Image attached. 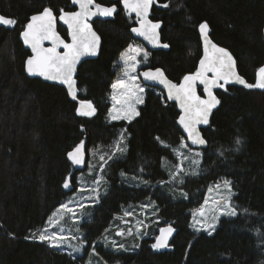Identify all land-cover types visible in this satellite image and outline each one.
Masks as SVG:
<instances>
[{
    "label": "trees",
    "instance_id": "16d2710c",
    "mask_svg": "<svg viewBox=\"0 0 264 264\" xmlns=\"http://www.w3.org/2000/svg\"><path fill=\"white\" fill-rule=\"evenodd\" d=\"M157 1L167 7L154 6L150 17L162 22L161 40L169 47L146 48L144 67H161L176 83L195 72L202 54L198 26L206 22L210 38L235 57L239 74L249 84L256 82L264 64V0H183L180 8L170 6L176 0ZM96 2L116 5L118 11L112 19L93 22L101 49L77 70L78 99L95 108L86 116L63 87L26 75L29 51L19 39L32 14L45 7L56 14L71 11V2L0 0V13L16 20L13 28L0 26V264H88L91 254L101 264H264V90L220 88L219 107L202 129L207 147L200 150V170L173 179L176 148L186 141L175 104L146 86L138 115L130 121L108 118L118 59L138 42L131 33L136 20L120 0ZM58 30L67 38L65 28ZM121 134L125 151L117 154ZM81 140L105 161L99 169L100 199L80 224L85 246L76 254L31 233L69 196L65 180L76 184L81 168L67 154ZM224 180L231 183L230 205L237 214L222 216L211 232H194L192 212L211 185ZM146 201L176 229L166 250L153 248L151 237L126 250L98 242L123 206Z\"/></svg>",
    "mask_w": 264,
    "mask_h": 264
},
{
    "label": "snow or ice",
    "instance_id": "6c2138e0",
    "mask_svg": "<svg viewBox=\"0 0 264 264\" xmlns=\"http://www.w3.org/2000/svg\"><path fill=\"white\" fill-rule=\"evenodd\" d=\"M121 2L128 13H135L139 20L140 26L133 27L131 31L143 36L151 43H159V36L156 30L160 25L159 23H153L148 19V12L153 0H121ZM73 4L79 5V11L65 12L63 9L59 10V19L68 25L71 43H66L56 31L57 17L53 9L50 7H45L42 12L33 15L21 35L24 43L31 47L33 53V55L29 56L26 61L27 72L29 74H39L46 79L62 81L68 85L69 94L75 98V81L73 79V74L76 69L77 61L83 55H95L99 42V37L94 31H92L91 25L87 21L90 17L97 14L102 16H112L116 12V6L105 7L100 4H94V0H73ZM164 6L167 7V5ZM93 7L95 8V11H93ZM0 24L11 26L15 25L16 21L14 19L0 16ZM199 29L204 40L205 54L200 60V66L195 73L185 75L180 84H174L168 80L164 76L163 71L159 68L154 72L146 71L143 73V76L147 80L158 81L166 86L168 89V98L178 101L179 106L183 110L179 117V123L188 133V139H190L193 144L204 145L206 144V141L200 136L197 125L208 124V118L212 109L220 103L213 94V88H224L225 84L235 81L247 88L264 89V66H261L258 69L256 82L254 84L247 83L237 74L235 70V60L231 53L224 48L218 47L209 39L208 24L206 22L201 23ZM44 41H51L52 46L47 48L44 47ZM61 46L64 49L63 52L58 51ZM163 46L167 47V45ZM130 53L134 54L130 55ZM141 53L146 60L148 53L138 47H133L132 45H129V48L124 53H121V60L125 65L123 72L129 82H134L136 80V77L131 75V73L135 72L138 63L136 56ZM209 73L212 75L209 76ZM221 81H223V83H221ZM197 82L203 85V90L207 94L206 99H202L201 96L197 95ZM118 86L128 90L130 93L129 99H131L132 96H135L136 103H143L142 97L135 95V93H132L131 91L132 88H136L137 91L142 92L143 89H140L138 85H135L134 83L126 84L125 81L118 80L112 85V88L116 89ZM112 99L114 101L117 99L115 94ZM127 102V100L124 101V103ZM77 111L81 115L91 116L95 113V108L92 106L91 102L81 101V108L77 109ZM112 111L116 113L115 115H112L113 120L122 118L131 120L134 115H138L132 104H129V111L125 115L120 114V110L116 108L115 104ZM122 139L123 136L121 137V140ZM161 143H163V141H161ZM236 143L239 144L240 140L237 139ZM181 146L187 147V145L183 143ZM82 147L83 141H81V144L72 152L68 153L69 158L74 164L83 163L81 153ZM116 151H125V149L119 146V142L116 145ZM195 155L199 156L200 153L197 152ZM103 159L104 157L101 156V160ZM185 159H187V157H185ZM193 163H198V161H193ZM64 187H69L68 180H65ZM217 187H219V185H217ZM224 187H230V182L225 181ZM69 203H71V201H69ZM213 203L219 205V201H213ZM224 207L228 209L224 214L229 216H235L237 214L230 206V196L225 199ZM61 210L69 213L73 212V209L70 208L68 204H62L57 212L61 213ZM125 215H131V213L126 212ZM200 215H205L204 209L200 210ZM53 216L55 217L56 213H54ZM62 218L63 215L61 213L60 219ZM213 219L217 220L218 216H214ZM53 223H59V220L50 217L49 224ZM208 227L214 228V225H209ZM173 231L174 229L171 227L161 229V235L156 238V243L153 244L152 247H166L168 245V237ZM62 232L63 229H61L60 233L51 232L50 234H46L47 229H44L36 238L41 241H48L52 246H60L68 241V238L62 235ZM123 234V231L117 233V235ZM112 244L114 247L116 246L115 241H113ZM119 247L123 248V245L121 244Z\"/></svg>",
    "mask_w": 264,
    "mask_h": 264
},
{
    "label": "rangeland",
    "instance_id": "374dc122",
    "mask_svg": "<svg viewBox=\"0 0 264 264\" xmlns=\"http://www.w3.org/2000/svg\"><path fill=\"white\" fill-rule=\"evenodd\" d=\"M182 5L183 0H176L170 3V6L173 8H180L182 7ZM130 45H132L133 47H138L147 52L146 47L141 41L134 42ZM128 48L129 46L123 51V53ZM131 54L134 53H130V55ZM136 60L138 61L136 70L135 72L131 73V75H134L136 77V80L134 82H129L128 78L124 75L123 69L125 65L120 56V58L118 59L119 75L114 83H116L118 80H123L126 84L134 83L135 85H138L140 89H143L142 92L137 91L136 88H132L131 91L132 93H135V95L141 96L143 99L146 91V86L141 82L138 76V72L145 66V64H147V59L145 60L143 54L141 53L140 55L136 56ZM114 94L117 97L115 101L112 99ZM129 95L130 93L128 92V90L123 87L118 86L116 89H111V106L108 114L109 120H113L112 115L116 114L112 111L114 104L116 108L120 110L121 115L127 114V112L129 111V104L134 105L135 112H138V106L141 103H136L135 96H132V98L129 99ZM125 100H127L128 102L124 103ZM135 116L136 115H134L133 118ZM118 120L130 121L123 118ZM122 136L123 139L121 140ZM124 137L125 136L121 134L117 141V143L119 142V146L123 149H125ZM182 143L187 145L186 141ZM182 143L176 148V153L178 156V166L177 171L172 173V178L175 180L181 179L183 173H197L200 170V150L192 149L188 145L187 147H182ZM116 145L114 147V153H122L116 151ZM197 152L200 153L199 156L195 155V153ZM101 156L102 155L100 153L91 152L90 150H88V155L85 162L81 165L78 164V166L81 168V171L77 174L76 184L72 185L69 183V196L66 197L57 208H55V210L51 213L46 222L40 228L31 233V237H38L41 231L44 229H47L46 234H50L51 232L60 233L61 229H63L62 235L68 238L67 243L61 244L60 246H52L48 241L45 242L52 247H66L70 250L71 253L79 254L83 250L85 241L83 239V233L80 231V224L83 220H87L90 217L89 215L92 208L99 202L100 199L99 187L102 186V183L100 182L99 169L100 165L105 161L104 159L101 160ZM185 157H187V159H185ZM193 161H198V163H193ZM225 181L226 180L218 181L212 184L208 190L204 202L199 208L195 209L192 212L191 229L194 230V232H211L222 216H229L227 214H224L228 211V209L224 207V201L229 196L231 198L232 191L230 187H224ZM217 185H219V187H217ZM69 201H71V203H69ZM213 201H219V205L214 204ZM62 204H68V206L73 209V212L69 213L61 210L63 218L60 219L61 213H58L57 210L60 209V206ZM201 209H204V216L200 215ZM126 212L131 213V215H125ZM54 213H56L55 217L53 216ZM214 216H218V219L214 220ZM50 217H53V219H58L59 223L49 224ZM164 225H166V223H164L157 216L156 207L151 201H146L135 205H125L121 209V212L114 216L111 224L102 234L98 242L101 245L108 248L110 247L112 249L126 250L136 248L138 247L140 240L145 237H151L155 239L158 231ZM209 225H214V228L208 227ZM121 231H123L124 234L117 235V233ZM113 241L116 242L115 247L112 244ZM121 244L123 245V248L119 247V245ZM88 264L101 263L98 259H96L95 255L91 254L88 257Z\"/></svg>",
    "mask_w": 264,
    "mask_h": 264
},
{
    "label": "water",
    "instance_id": "95a60500",
    "mask_svg": "<svg viewBox=\"0 0 264 264\" xmlns=\"http://www.w3.org/2000/svg\"><path fill=\"white\" fill-rule=\"evenodd\" d=\"M69 1L71 2V5L74 7V10H71V11H65V12H75V11H79V5H78V4H73V0H69ZM120 2H121V0H120ZM94 4H100V3L96 2V0H94ZM100 5L105 6V7H111V6H113V5H111V6H107V5H103V4H100ZM115 6H116V5H115ZM154 6L160 8V7H162V4H160L157 0H153V3H152V5H151V7H150V9H149V12H148V19H149V20H151L150 15H151V11H152V9H153ZM121 8H122L124 11H126V12L128 13V11L124 8L122 2H121ZM42 11H43V10H42ZM42 11H40V12H42ZM93 11H95V8H94V7H93ZM117 11H118V7L116 6V12H115L112 16H102V15L97 14V15H95V16L90 17V18L88 19V21H87V22L91 25L92 31H94V32L96 33V35L99 37V42H98V45H97V48H96V54H95V55H92V54H86V55L81 56V57L79 58V60L77 61L76 69H75V72H74V74H73V79H74V81H75V84H74L75 98H73V96L69 94V87H68V85L65 84V83H63L62 81H60V80H50V79H46L44 76H41V75H39V74H29V73L27 72V70H26V61H27V59H28L29 56L33 55V53H32L31 47L28 46V45H26V44L24 43L23 37H22V35H21V33H22V32L24 31V29H25V27H24V29L21 30V32H20V34H19V39H20V41L22 42V44H23V46L25 47V49H27V50L29 51V56H28V57L26 58V60H25V73H26V75H27L28 77H31V78H38V79H40V80H42V81H44V82L51 83V84H56V85H58V86L63 87V88L67 91L69 98L77 103V105H78V106H77V109H80V108H81V101L90 102V101H88V100H81V99H78L79 90H78L77 70H78V68H79V66H80V64H81L82 62H84V61H86V60H89V59H94V58H96V57L99 55V52H100V49H101L102 40H101L100 35L97 33V31H96L95 28H94V26H93V22H94L95 20H107V19H112V18L114 17V15L117 13ZM40 12H38V13H40ZM38 13L32 14V15L29 17V20L27 21V23L30 21V18H31L33 15H36V14H38ZM54 13H55V12H54ZM128 14H129V13H128ZM55 15H56V17H57V20H56V31L59 33V36L61 37V39H63L66 43H71V36L69 35L68 25L65 24L62 20L59 19L60 12H59V14H56V13H55ZM129 15L132 16V17H134V18L136 19V24H135V26H133V27H139V26H140V25H139V20H138V18L136 17V14H135V13H131V14H129ZM0 16H4V15H2V14L0 13ZM4 17H5V18L14 19V18H12V17H7V16H4ZM14 20H15V19H14ZM15 21H16V20H15ZM151 21H152L153 23H159V25H160V27L156 30L157 33H158V36H159V43H156V44L151 43V42H149L148 40H146L143 36L138 35L137 33H134V32L131 31L133 37H134L136 40L141 41V42L144 44V46H145L148 50H150V51H156V50H168V47H169L168 44H167L166 42H163V41L161 40V33H160V30H161V27H162V22H160V21H153V20H151ZM27 23H26V25H27ZM202 23H204V22H202ZM200 24H201V23H200ZM200 24H199V26H200ZM26 25H25V26H26ZM59 25L62 26L63 28H65V30H66V32H67V38L63 37V36L61 35V33L59 32V30H58V26H59ZM0 26L6 27V28H13L15 25L8 26V25L0 24ZM199 26H198V32H199L200 39H201V44H202V54H201V57H200V59H199V61H198L197 69H198L199 66H200V60L204 57V54H205V52H204V40H203V38H202V36H201ZM133 27H132V28H133ZM132 28H131V29H132ZM208 36H209V39L212 41V43L216 44V45H217L218 47H220V48H224V49H226L229 53H231L227 48H225V47H223V46L217 44L215 41H213V40L210 38V35H209V27H208ZM163 45H167V47H164ZM51 46H52L51 41H44V47L47 48V47H51ZM58 51L63 52V51H64L63 47L61 46V47L58 49ZM231 55H232L233 59L235 60V70H236L237 74H238L239 76H241V75L239 74V71H238V68H237V62H236V59H235V57L233 56L232 53H231ZM262 66H264V64H263ZM260 67H261V66H260ZM260 67H259V68H260ZM157 68L161 69V70L163 71V73H164V76H165L168 80H170L172 83H174V84H180V83L182 82L184 76L182 77V79H181L178 83H176V82L172 81V80H171V79L165 74V71H164L161 67H144V68H141V69L139 70V72H138V76H139L141 82H142L145 86H147V87H153V88H156V89L160 90V91L165 95V98H166L169 102L175 104V106H176V110L178 111V114H179V115H178V118H177V125H178V127H179V129H180V131H181V133H182V135H183V137H184V139L186 140L187 145H188L190 148H192V149H196V150H203V149H205V148L207 147V142H206V144H204V145H199V144H193L192 141H191L190 139H188V133L185 131V129L183 128V126L179 123V117H180V115L182 114L183 110H182L181 107L179 106L178 101H176L175 99H169V98H168V89L166 88V86H165L164 84H162V83H159L158 81L147 80V79H145V77L143 76V73H144V72H146V71H153V72H154ZM259 68H258V69H259ZM197 69H196V70H197ZM258 69H257V71H256V79H257ZM195 72H196V71H195ZM195 72H192V73H195ZM192 73H188V74H186V75H190V74H192ZM208 75L211 76L212 74L209 73ZM241 77H242V76H241ZM242 78H243V77H242ZM243 79H244V78H243ZM244 80H245V79H244ZM245 81H246V80H245ZM221 83H223V81H221ZM226 85H234V86H239V87H245L244 85L239 84V83H237V82H235V81H232V82H230V83H228V84H226ZM199 89H200V91H199ZM219 89H220V87H214V88H213V94L216 96V98H217L218 100H219V98H218L216 92H217ZM259 89H260V88H259ZM262 90H264V89H262ZM196 92H197V95L201 96L202 99H206V98H207V94H206V93L204 92V90H203V85L200 84L199 82H197V84H196ZM91 104H92V103H91ZM92 106H93V104H92ZM93 107H94V106H93ZM218 107H219V104H218L215 108L212 109V112L210 113L209 118H208V119H209V122H210V119H211L213 113L217 110ZM77 112H78V111H77ZM78 113H79V112H78ZM79 114H80V113H79ZM86 116H87V115H86ZM208 124H209V123H208ZM208 124H198V125H197V129H198V131H199V133H200V136H201L204 140H205V138H204V136H203L202 129L205 128ZM81 141H83V147H82L81 153H82V159H83V163H84L85 160H86V158H87V151H88V150H87V146H86V144H85V140H81ZM81 141H80V142H79V143H78V144H77L72 150H70L69 152H72V151H73L78 145H80V144H81ZM205 141H206V140H205ZM69 152H68V153H69ZM67 158H68V160H69L73 165L78 166V164H74V163L72 162V160L69 158L68 154H67ZM83 163H81V164H83ZM81 164H80V165H81ZM168 227H171L172 229H174V231H173V232L171 233V235L168 237V245H167L166 247L156 248V249H158V250H166V249L168 248L169 244H170L171 238H172L173 235L175 234L176 229H175V227H174L173 224H166V225L162 226V227L160 228V230H161V229H166V228H168ZM160 230L158 231V234H157L156 238H157L158 236L161 235ZM156 238H155V243H156Z\"/></svg>",
    "mask_w": 264,
    "mask_h": 264
},
{
    "label": "flooded vegetation",
    "instance_id": "af4514ba",
    "mask_svg": "<svg viewBox=\"0 0 264 264\" xmlns=\"http://www.w3.org/2000/svg\"><path fill=\"white\" fill-rule=\"evenodd\" d=\"M162 7H165L164 5H162ZM162 7H160V8H162ZM151 16V15H150ZM151 18V17H150ZM136 20V19H135ZM152 20V19H151ZM153 21H160V20H158V19H156V20H153ZM161 22V21H160Z\"/></svg>",
    "mask_w": 264,
    "mask_h": 264
},
{
    "label": "bare ground",
    "instance_id": "6f19581e",
    "mask_svg": "<svg viewBox=\"0 0 264 264\" xmlns=\"http://www.w3.org/2000/svg\"><path fill=\"white\" fill-rule=\"evenodd\" d=\"M155 240V239H154Z\"/></svg>",
    "mask_w": 264,
    "mask_h": 264
}]
</instances>
